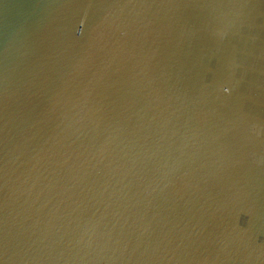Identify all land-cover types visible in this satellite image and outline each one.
<instances>
[{
  "label": "water",
  "instance_id": "1",
  "mask_svg": "<svg viewBox=\"0 0 264 264\" xmlns=\"http://www.w3.org/2000/svg\"><path fill=\"white\" fill-rule=\"evenodd\" d=\"M0 264H264V0H0Z\"/></svg>",
  "mask_w": 264,
  "mask_h": 264
}]
</instances>
